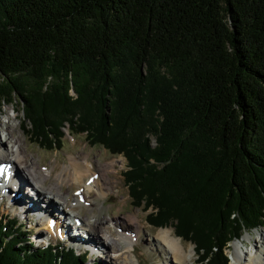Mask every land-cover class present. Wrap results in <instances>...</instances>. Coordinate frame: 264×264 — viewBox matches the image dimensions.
<instances>
[{"label": "trees", "instance_id": "obj_1", "mask_svg": "<svg viewBox=\"0 0 264 264\" xmlns=\"http://www.w3.org/2000/svg\"><path fill=\"white\" fill-rule=\"evenodd\" d=\"M21 76L59 82L25 100L30 135L61 147L62 125L47 121L52 101L49 117L67 114L90 144L126 158L147 221L177 220L209 264H229L228 244L264 226V0H0V101L29 93ZM149 98L159 127L147 117L134 127ZM95 99L114 101L98 131L75 121ZM147 127L154 148L136 136ZM0 264L99 263L74 247H37L17 218L0 215Z\"/></svg>", "mask_w": 264, "mask_h": 264}, {"label": "rangeland", "instance_id": "obj_2", "mask_svg": "<svg viewBox=\"0 0 264 264\" xmlns=\"http://www.w3.org/2000/svg\"><path fill=\"white\" fill-rule=\"evenodd\" d=\"M163 75L167 76V79L171 78L168 76V73ZM167 79L165 80V83L172 82L171 79ZM68 80L71 83L69 85L70 90L68 89V94L71 98L70 100L73 102L78 101L80 98L79 93L75 88V77L71 76ZM0 81L2 82V79H0ZM53 82L54 84L59 83L54 78L39 81L28 76H21V78L18 79L21 89H23L24 92L28 91L29 93H23L21 95L19 93H13L7 96L6 100L0 101V137L3 140H6V127L8 124H11L14 127L16 135L24 141L26 154L28 158L31 159L29 163L33 164V161H35L40 169L49 171L52 170V174L46 182L47 185L55 183V175L58 174L64 166L70 163V157H77L79 162L89 165L96 172L97 176L101 175V181L102 183H105L104 185L107 187L106 194L104 196H98L99 194L97 193L96 188H94L91 191V194H89L91 204L84 205L82 209L79 210V213H76V216H78V222L76 223L75 220H73V212L63 206L58 198L53 197V195L47 193L46 191L43 194L39 192L41 195L38 197V194H36L38 193L36 187L42 190L40 187L41 183L37 181L35 182L34 180L33 185H31V187H27V174L21 169L16 168L12 174H17L20 181H18L19 183L12 181L13 183H18L17 186L11 185L7 188V190L0 191V194L7 195V197L10 196L5 198L3 204H0V215L17 218L19 223L25 226L28 236L31 237L37 247L46 246L49 233L47 232L45 226H50L54 230L51 238L53 244L74 247L78 253L87 254L89 263L97 262L99 264H111V261L105 254L106 252L103 246L100 245L96 247L93 245L95 242L90 241V235L84 233L82 230H79L82 225L80 223H83L85 216L93 219H105L107 220V222L105 221V225L111 227L112 229H118L115 225V222H118L116 218H118L119 220H122L120 222H122L121 226L123 227V235L128 232H132L138 236L140 234L134 228L138 225V220H133L131 218L135 215L143 224L139 229L141 231V236L145 238L143 240L135 241H129L124 238L120 241L121 247L132 245L129 247V250H131V256L135 260V264L162 263V261L158 262L156 260L160 253L156 250H150L148 248L149 245L146 238L149 239L151 234H157V232L164 227H172L174 235L182 239L181 243L185 248L189 249L191 245L193 246V264H209L208 261L204 260L196 251V245L192 241L186 240L176 233L174 222H177V220H171L164 226L160 227L151 225L147 221V214L149 210L146 211L143 206L137 207L133 204L129 189L126 185L124 177V172L127 170L126 158L123 155L113 154L103 145L90 144L85 133L78 134L75 132L78 129L77 126L70 127L67 119L69 116H67V114L60 115L61 118L49 117V114L53 113L51 107L54 108L52 101L48 102L47 100L46 102L45 108H49V110L46 111V114L48 115V117H46L47 121L48 119H53L54 123L52 124L55 126L58 127L62 125L61 129H63L64 133L61 138V147L49 149L47 148L49 144H40L39 141L35 140V138L30 135L29 129H31V120L27 116V102L25 100H27L32 94L37 93V91L41 93L43 85L46 83L49 87L50 83L53 84ZM88 84L89 89L91 90L96 87L94 81H89ZM72 85L75 89L71 88ZM113 103L114 101L111 103V100H109L107 101V104L106 101L101 104L100 101L98 102L95 99L89 101V103H86L85 105L78 106L77 109H75L77 115V120H75L76 123L86 121L85 123L93 125V128L96 129V131L104 129L106 116H108L109 119L111 118ZM108 105L109 107L107 109ZM135 113L136 115H139V117H134V120L132 121V125L134 127L139 128L145 117L150 118L151 122H155L153 123V126L159 127V123H157V121L162 118L160 117V113L157 111V106L153 103L152 98L148 99V103L144 102V104H141L140 108L135 110ZM81 116L82 121L79 120ZM150 127H147V131L145 129L138 131L136 136L141 135V132L147 133L149 137V144L152 148H154L158 144L156 139L157 133ZM110 161H113V167L107 165ZM69 183L70 182H65L61 186V190L63 192L73 193L72 191L78 186ZM0 186L3 187V183H0ZM8 191L10 192L8 193ZM82 194L85 193L83 192ZM75 195L78 196V194ZM80 199L83 201L84 196ZM51 201H53V203ZM58 208L59 210H57ZM60 219H63V222L67 225V229L61 223L62 221ZM42 222L44 223L43 225H41ZM235 244H238L239 246V252L241 253L242 259L243 257L250 256L251 254L254 255L260 245H262V250L264 251V226L247 231L239 239H233L228 244V248H226L224 253L230 260L229 264H236L233 259ZM257 259L264 262V253H260Z\"/></svg>", "mask_w": 264, "mask_h": 264}, {"label": "bare ground", "instance_id": "obj_3", "mask_svg": "<svg viewBox=\"0 0 264 264\" xmlns=\"http://www.w3.org/2000/svg\"><path fill=\"white\" fill-rule=\"evenodd\" d=\"M30 161L31 159L28 158L26 149L24 148V141L16 135L14 127L11 124H8L6 127V140H3L0 137V165L2 163L6 164L2 170H0V173L4 172L6 167L9 165H11L14 169H21L28 176L27 187H31L34 180L35 182L37 181L41 183L40 187L42 190L36 187L38 190V193H36L38 194V197L46 191L47 193L53 195V197L58 198L63 206L73 212V220H75V222L78 220L76 213H79V210L82 209L84 205L91 204L89 194H91V191L94 188H96L97 193L99 194H97L98 196H104L106 194L107 187H105V183H102L101 175L97 176L96 172L89 165L79 162L77 157H70V163L64 166L61 171L55 175L56 181L51 185H47L46 182L49 180L52 170H42L35 163V161H33V164H30ZM107 165L113 167V161L108 162ZM4 177V175L0 177L1 183L4 182ZM12 179L14 182L20 181L17 174H14ZM7 182H9L8 179ZM65 182H70L69 184L78 186L72 191L73 193L63 192L61 190V186ZM18 183H15V185L17 186ZM5 190H7V187L3 186L0 188V191ZM82 191L85 194H82ZM9 192L10 191H8V193ZM75 194H78V196ZM82 196H84L83 201L80 199ZM6 197L7 196L3 195L1 199H5ZM51 202L53 203V201ZM57 210H59V208ZM131 218L133 220H138V225L134 227L140 234L138 236L132 232H128L123 235V227L121 226L122 222H120L122 220H119L118 218H116V220H118L119 223L117 221L115 222L118 229H112L111 227L105 225V221L107 222L105 219H93L85 216L83 223H80L82 225L79 230H82L84 233L90 235V241L95 242L93 245L96 247L101 245L105 248V254L110 258L111 264H135V260L131 256V250H129V247L132 245H127L125 247H121L120 245V241L124 238L129 241L143 240L145 238L141 236V231L139 229L143 224L139 221L137 216L134 215ZM60 220L67 229V225L63 222V219ZM43 224L44 223L42 222L41 225ZM45 228L49 233V237H52L54 232L53 228L50 226H45ZM173 232L174 230L172 227H164L160 229L157 234H151L149 239L146 238V240H148V248L150 250H156L160 253V255L156 258L158 262L162 261V263L159 264H193V246L191 245L189 249L185 248L181 243L182 239L175 236ZM233 252V259L236 264H264L263 261L257 259L260 253H264L262 245L258 247V250L255 251L254 255L251 254L248 257H243V259L241 253L239 252L238 244H235Z\"/></svg>", "mask_w": 264, "mask_h": 264}]
</instances>
